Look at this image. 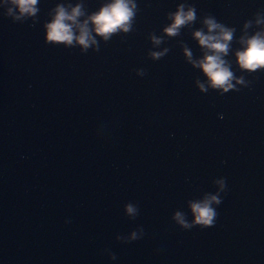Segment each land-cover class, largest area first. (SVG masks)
Returning <instances> with one entry per match:
<instances>
[{"label":"water","instance_id":"95a60500","mask_svg":"<svg viewBox=\"0 0 264 264\" xmlns=\"http://www.w3.org/2000/svg\"><path fill=\"white\" fill-rule=\"evenodd\" d=\"M59 2L40 0L35 24L0 5V264H264V72L233 63L247 87L202 93L182 48L200 58L204 14L239 36L264 0H186L198 19L175 38L165 14L182 0H137L132 32L83 53L43 41ZM221 177L215 226L182 230L174 213L190 221L188 202Z\"/></svg>","mask_w":264,"mask_h":264},{"label":"clouds","instance_id":"9594fccd","mask_svg":"<svg viewBox=\"0 0 264 264\" xmlns=\"http://www.w3.org/2000/svg\"><path fill=\"white\" fill-rule=\"evenodd\" d=\"M40 0H0V5H7L2 14L10 18L12 22L23 23L31 19L35 24ZM187 9V10H186ZM139 11L137 0H101L100 6L89 12L84 0H76L73 4L70 0H61L49 9L48 21L43 27V41L53 46L74 48L80 46L81 52H86L89 46L94 45L95 51H99L101 40L108 42L114 35L130 33L134 30L133 25ZM165 19L170 21L163 31L168 37L175 38L181 33V29H191L197 21V10L194 5L186 0L178 3L174 12H167ZM201 27L191 32L192 38L201 53L200 58H194L193 51L182 43L183 55L187 62L198 68L206 80L196 81L200 92L206 93L209 89L224 95L229 91H239L247 87L248 81L245 75L237 76L233 70V63L247 74L264 72V12H255L250 19L243 22L239 36H236V28L228 26L216 19L211 14L200 17ZM259 26V30L250 32L253 25ZM154 45L164 42L163 36L150 34ZM233 43L238 45L233 49ZM169 49L152 52L154 60L162 59ZM231 53L235 60L226 59ZM138 75L144 76V69L137 70ZM218 190L214 193L204 192L201 199L188 202L191 220L188 214L176 211L172 219L182 230H190L194 227L205 229L215 226L218 212L217 207L222 203V194L226 192V180L221 177L214 181ZM123 210L131 217L138 215L139 209L136 204L125 203ZM69 223V221H65ZM144 230L141 229V232ZM141 237L133 232L130 241L139 240ZM115 259V257H113Z\"/></svg>","mask_w":264,"mask_h":264}]
</instances>
